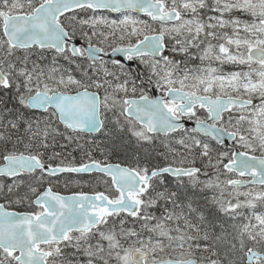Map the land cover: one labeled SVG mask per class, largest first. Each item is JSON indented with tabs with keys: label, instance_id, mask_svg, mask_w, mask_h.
Listing matches in <instances>:
<instances>
[{
	"label": "snow or ice",
	"instance_id": "obj_1",
	"mask_svg": "<svg viewBox=\"0 0 264 264\" xmlns=\"http://www.w3.org/2000/svg\"><path fill=\"white\" fill-rule=\"evenodd\" d=\"M0 94V264H264V0H0Z\"/></svg>",
	"mask_w": 264,
	"mask_h": 264
},
{
	"label": "trees",
	"instance_id": "obj_2",
	"mask_svg": "<svg viewBox=\"0 0 264 264\" xmlns=\"http://www.w3.org/2000/svg\"><path fill=\"white\" fill-rule=\"evenodd\" d=\"M146 19V18H144ZM2 96V94H0ZM9 106H11V101L8 102ZM98 140H104L105 138L101 136L100 134L96 135ZM86 140H90L91 137H85ZM119 143V141H118ZM59 150V149H57ZM119 150H116L113 152L112 156L110 157V161L112 163L115 162H127L124 159L126 158L124 154L121 153ZM126 152V149H123ZM68 151H72V148L70 147ZM66 154V153H65ZM72 155L76 157L77 162L80 161L82 153L80 151H73ZM97 159H102L100 157L99 153H94ZM71 159V157H69ZM129 163V162H127ZM69 181L68 186H65V182ZM50 183L53 187V191H58L62 195H70L75 192H80L84 191L89 194H92L93 191L99 190V191H107L109 194L111 192V189H107V186L104 185L103 183H100L97 179V176H81V175H76L72 173L68 174H60L57 177H52L50 178ZM47 186V185H46ZM43 189H41L42 191ZM11 210L14 211H29L31 210L27 206H20V205H14ZM71 251V250H67ZM2 258V256H0Z\"/></svg>",
	"mask_w": 264,
	"mask_h": 264
},
{
	"label": "rangeland",
	"instance_id": "obj_3",
	"mask_svg": "<svg viewBox=\"0 0 264 264\" xmlns=\"http://www.w3.org/2000/svg\"><path fill=\"white\" fill-rule=\"evenodd\" d=\"M135 15V14H134ZM140 18H142V17H140ZM142 19H144V18H142ZM133 148H134V141L133 142H131L130 144H129V146L127 147V149H126V152L123 150V149H121L120 151H121V153L122 154H124L125 155V161H127V162H131V153H132V151H133ZM119 150V149H118ZM141 152H142V154H143V150H141ZM111 193V192H110Z\"/></svg>",
	"mask_w": 264,
	"mask_h": 264
},
{
	"label": "water",
	"instance_id": "obj_4",
	"mask_svg": "<svg viewBox=\"0 0 264 264\" xmlns=\"http://www.w3.org/2000/svg\"><path fill=\"white\" fill-rule=\"evenodd\" d=\"M135 14V13H134ZM140 17H143L142 15L140 16ZM144 18H146V17H144ZM106 59H109L108 57H106ZM191 126V125H190ZM96 135H98V134H96ZM64 174H68V173H64ZM72 174H76V173H72ZM91 174H95V173H79V174H76V175H81V176H88V175H91ZM97 174V173H96ZM58 175H60V174H58ZM62 195V194H61ZM70 195H72V194H70ZM65 196H69V195H65Z\"/></svg>",
	"mask_w": 264,
	"mask_h": 264
},
{
	"label": "flooded vegetation",
	"instance_id": "obj_5",
	"mask_svg": "<svg viewBox=\"0 0 264 264\" xmlns=\"http://www.w3.org/2000/svg\"><path fill=\"white\" fill-rule=\"evenodd\" d=\"M93 175H94V176H97V177L99 176V174H96V173H95V174H91L90 176H93ZM88 176H89V175H88ZM109 194H111V193H109Z\"/></svg>",
	"mask_w": 264,
	"mask_h": 264
}]
</instances>
